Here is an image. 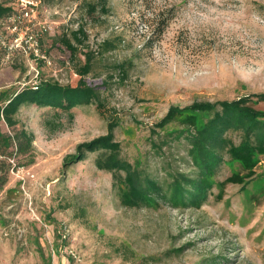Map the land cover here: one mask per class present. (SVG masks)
<instances>
[{
	"label": "rangeland",
	"instance_id": "rangeland-1",
	"mask_svg": "<svg viewBox=\"0 0 264 264\" xmlns=\"http://www.w3.org/2000/svg\"><path fill=\"white\" fill-rule=\"evenodd\" d=\"M23 3L33 9L40 46L0 45V104L45 79L77 86L90 51L86 80L104 113L95 103L73 108L74 116L29 105L15 128L0 121V264H264V155L246 183L222 186L246 173L226 158L199 209L123 206L112 173L96 166L98 153L64 166L115 121L124 159L158 178L193 171L187 142L158 156L151 128L173 105L264 93V0H0L13 13ZM8 17L0 35L12 41ZM80 28L87 36L75 40L73 56L61 38ZM22 129L33 135L27 151L13 141Z\"/></svg>",
	"mask_w": 264,
	"mask_h": 264
},
{
	"label": "trees",
	"instance_id": "trees-1",
	"mask_svg": "<svg viewBox=\"0 0 264 264\" xmlns=\"http://www.w3.org/2000/svg\"><path fill=\"white\" fill-rule=\"evenodd\" d=\"M90 8L95 10L94 6ZM10 12V7L0 4V18L10 15ZM82 35L85 37L87 33L80 28L70 37L65 35L61 38L73 56L78 52L75 40L81 43ZM110 44L106 41V50L110 49ZM84 55L85 63L77 67L81 76L77 86L45 79L36 86L25 87L2 99L0 121L4 120L9 127L15 128L19 122L20 109L29 105L51 108L55 110V115L68 113L74 116L73 108L95 103L100 112L104 113L100 92L86 80V76L92 72L94 55L90 51ZM118 69L123 74L128 73L125 63L119 64ZM261 102H264V93L244 95L233 100L195 101L183 107L171 106L166 115L151 128V147L158 156H162L172 142L186 141L187 154L193 168L191 172L167 169L169 178H158L146 172L139 164L124 159L121 156V143L116 139L118 123L115 121H110L105 135L80 143L76 152L66 157L64 166L73 165L90 153H98L96 166L112 173L113 186L123 206L153 207L164 201L175 208L199 209L209 199L214 179L226 158L239 161L246 173L228 176L221 182L222 186L243 184L255 175L257 155H264V109L257 107ZM48 119L47 122H52ZM171 125L175 127L169 130ZM13 141H16L21 151H27L33 135L22 129L16 131ZM10 143L12 140L8 137L7 145Z\"/></svg>",
	"mask_w": 264,
	"mask_h": 264
},
{
	"label": "built area",
	"instance_id": "built-area-1",
	"mask_svg": "<svg viewBox=\"0 0 264 264\" xmlns=\"http://www.w3.org/2000/svg\"><path fill=\"white\" fill-rule=\"evenodd\" d=\"M8 20L11 23L9 31L14 35L12 41L8 40L4 35H0V45L7 52H12L14 47L17 48L24 45V50H38L40 46V36L37 33L36 24L33 22V9L27 7L23 3L20 13H11L8 15Z\"/></svg>",
	"mask_w": 264,
	"mask_h": 264
}]
</instances>
